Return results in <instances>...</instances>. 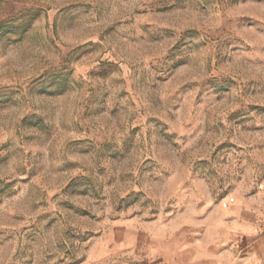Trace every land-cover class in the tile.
<instances>
[{"label": "rangeland", "instance_id": "rangeland-1", "mask_svg": "<svg viewBox=\"0 0 264 264\" xmlns=\"http://www.w3.org/2000/svg\"><path fill=\"white\" fill-rule=\"evenodd\" d=\"M146 246L264 264V0H0V264Z\"/></svg>", "mask_w": 264, "mask_h": 264}, {"label": "crops", "instance_id": "crops-1", "mask_svg": "<svg viewBox=\"0 0 264 264\" xmlns=\"http://www.w3.org/2000/svg\"><path fill=\"white\" fill-rule=\"evenodd\" d=\"M149 246V244L147 243ZM138 247L134 253L128 254L127 257L120 260L117 264H163L157 260L158 252L154 248ZM169 252V250H166ZM107 264H116L115 262H107Z\"/></svg>", "mask_w": 264, "mask_h": 264}]
</instances>
